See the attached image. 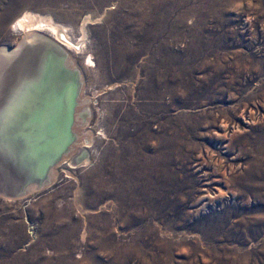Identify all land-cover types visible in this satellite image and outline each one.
I'll list each match as a JSON object with an SVG mask.
<instances>
[{
	"label": "rangeland",
	"instance_id": "obj_1",
	"mask_svg": "<svg viewBox=\"0 0 264 264\" xmlns=\"http://www.w3.org/2000/svg\"><path fill=\"white\" fill-rule=\"evenodd\" d=\"M23 16L82 42L84 131L0 264H264V0H0V51Z\"/></svg>",
	"mask_w": 264,
	"mask_h": 264
},
{
	"label": "water",
	"instance_id": "obj_2",
	"mask_svg": "<svg viewBox=\"0 0 264 264\" xmlns=\"http://www.w3.org/2000/svg\"><path fill=\"white\" fill-rule=\"evenodd\" d=\"M34 34L24 36L14 48L0 53L4 71L0 81L13 84V91L7 93L17 95L15 109L22 117L19 124L5 119L4 107L0 105V197L6 199H18L30 188L37 191L49 185L50 171L76 142L73 126L82 87L81 73L70 65L69 54L60 44ZM29 50L37 57L36 66L29 63L34 58H27ZM26 79L28 83L37 82L31 90L20 89L27 86ZM41 81L46 84L40 116L36 90ZM23 91H27L25 95ZM46 130L50 131L48 138ZM20 131L22 137L18 136ZM53 131L59 139H52Z\"/></svg>",
	"mask_w": 264,
	"mask_h": 264
},
{
	"label": "bare ground",
	"instance_id": "obj_3",
	"mask_svg": "<svg viewBox=\"0 0 264 264\" xmlns=\"http://www.w3.org/2000/svg\"><path fill=\"white\" fill-rule=\"evenodd\" d=\"M26 15V14H25ZM30 17V16H29ZM29 17H26V16H23V17H21V18H19L17 21H16V25H17V27L19 28V29H22L25 33L24 34H26V35H23V36H27L28 34L30 35V34H33V33H35L36 32V30H38V29H36V28H32L34 25L32 24V21L30 20V18ZM32 18H33V16H32ZM35 20V19H34ZM49 21V20H48ZM44 23V22H43ZM50 23V22H49ZM51 23H53L52 21H51ZM35 24V23H34ZM39 25V24H38ZM15 27V26H14ZM39 27H41V26H39ZM32 28V29H31ZM42 28V27H41ZM62 28H64V27H62ZM84 28V27H83ZM44 29L45 30H47V31H49V33L51 34V36L49 37V36H47V37H49V38H51L52 39V41H55V42H57V44H62L63 46H65V47H62L61 45V47L66 51V50H68V48H74L76 51H79V50H81V45H82V42L80 43V44H75L74 42H72V41H70V40H68V36H66L63 32H62V29H60L58 26H55V25H53V24H45V27H44ZM39 30H41L40 28H39ZM65 30V29H64ZM63 30V31H64ZM82 30H84V32H85V28L84 29H82ZM83 32V33H84ZM34 35H36V34H34ZM84 35V34H83ZM68 37V38H67ZM2 50V49H1ZM4 50V49H3ZM5 51V50H4ZM3 51V52H4ZM2 51H0V53H3ZM70 54V53H69ZM70 56V55H69ZM28 57H34V58H32V60H30L29 59V63H30V65H32V66H36V59H37V57L35 56V54L32 52V51H28L27 52V58ZM71 61V60H70ZM72 61H73V59H72ZM0 67L2 66V60H0ZM88 63H90V61L88 60L87 61ZM92 63V62H91ZM90 63V64H91ZM73 68H76V67H74L75 65H72V63L70 64ZM78 69V68H77ZM3 71V69H2V67L0 68V72H2ZM3 74V73H2ZM1 74V75H2ZM81 75V74H80ZM2 78H0V80H1ZM37 81H38V79H36ZM26 81H27V79H26ZM81 82H82V78H81ZM35 83H37V82H29L28 83V81L26 82V84H27V86L25 85V86H21L20 87V89L21 90H24V89H27V87L29 88V90H31L32 89V87H33V85L35 84ZM45 84L46 83H43L42 84V81L40 82V85L41 86H39L38 88H37V90H36V92L39 94L38 95V98H39V112H38V114L37 115H40V114H42L41 112H42V94H43V96H44V93H45V88H44V86H45ZM11 85H13L11 82H7V81H0V105H3L2 107H4V109H3V111H4V113H5V116L6 117H4L5 119L7 118V119H9L10 121H12L13 123H15V121L16 122H18V124L21 122V120H22V117H20L19 116V112L17 111L16 112V109H15V107L16 106H18L16 103H15V99L17 98V95H15L14 97H13V95L12 96H9V93H7V92H11V91H13V88L11 87ZM80 91H81V89H80ZM25 92H27V91H23V95H25ZM37 94L35 93V95L34 96H36ZM79 96H80V92H79V95H78V102H77V107H76V109H75V121H74V126H73V131H74V133L76 134L77 133V130L80 132V134L79 135H82L83 136V129H82V127H83V123L80 125V122L78 123L79 124V126H76L77 125V117H76V111H78V107H79V103H80V100H79ZM18 98H19V96H18ZM17 100V99H16ZM7 101H9V105L7 106ZM5 102V103H4ZM17 102V101H16ZM13 105H14V107H13ZM1 107V108H2ZM14 108V109H13ZM14 110V111H13ZM24 111H26V109H23ZM41 116V115H40ZM77 121V122H76ZM82 126V127H81ZM77 129V130H76ZM45 131V130H44ZM44 131H42V133L41 134H43V132ZM47 131V133H48V135H47V138L49 137V134H50V131L49 130H46ZM54 132V131H53ZM53 132H52V134H53ZM54 137H52V139H54V140H57V139H59V135L56 133V131L54 132ZM78 135V134H77ZM19 137H22V132L20 131V133H19V135H18ZM76 136V135H75ZM77 137V136H76ZM78 138V137H77ZM86 139H88V138H86ZM87 142H90L89 140L87 141ZM87 144V143H86ZM83 145V144H82ZM89 145V144H88ZM74 148H75V143L70 147V149H69V151H68V153L65 155V156H63V158H62V160L60 161V162H62L64 159H65V157H67L70 153H72V151L74 150ZM75 151V150H74ZM79 154H80V156L78 157V158H76L75 159V157L74 158H71V164L70 165H78V164H80V162L81 163H86L87 162V154H86V152L84 151V149H81L80 150V152H79ZM77 157V156H76ZM70 158V157H69ZM67 160V159H66ZM65 160V161H66ZM64 161V162H65ZM68 162V161H67ZM69 163V162H68ZM57 173H56V166L50 171V174H49V176H50V180L52 181V178L54 179L55 178V175H56ZM35 189L34 188H30V190L28 191V192H32V191H34ZM26 195V194H25Z\"/></svg>",
	"mask_w": 264,
	"mask_h": 264
}]
</instances>
